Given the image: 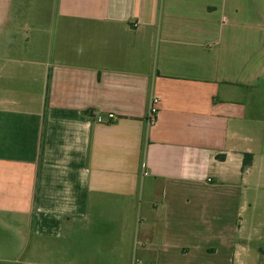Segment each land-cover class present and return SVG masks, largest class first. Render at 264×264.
Returning a JSON list of instances; mask_svg holds the SVG:
<instances>
[{"label": "crops", "instance_id": "crops-1", "mask_svg": "<svg viewBox=\"0 0 264 264\" xmlns=\"http://www.w3.org/2000/svg\"><path fill=\"white\" fill-rule=\"evenodd\" d=\"M27 8L0 0V235L17 242L0 263L235 264L264 161V0Z\"/></svg>", "mask_w": 264, "mask_h": 264}, {"label": "rangeland", "instance_id": "rangeland-1", "mask_svg": "<svg viewBox=\"0 0 264 264\" xmlns=\"http://www.w3.org/2000/svg\"><path fill=\"white\" fill-rule=\"evenodd\" d=\"M18 1L28 5L27 13L29 14L36 12L44 14L46 8L50 10L52 4V0ZM25 18L27 21V17ZM262 139L264 140V136ZM262 146L264 150V145ZM250 176L251 178L245 192V208L241 211L239 220L241 227L240 236L243 237L244 241L241 242L238 250L243 256H239L235 264H264V161L260 157H258L257 165ZM1 237L3 239H0V259L3 256H9L17 250V242L13 244L10 241V234L0 235ZM243 248L244 250L242 251ZM27 258L28 254H25L24 259Z\"/></svg>", "mask_w": 264, "mask_h": 264}, {"label": "built area", "instance_id": "built-area-1", "mask_svg": "<svg viewBox=\"0 0 264 264\" xmlns=\"http://www.w3.org/2000/svg\"><path fill=\"white\" fill-rule=\"evenodd\" d=\"M158 102L159 99L158 97H153L152 101H151V105H150V110L147 116V123L151 126L154 125L156 120H157V116H158ZM97 122H103V118L102 116H97L96 117ZM116 120L115 115L114 114H109V121H114Z\"/></svg>", "mask_w": 264, "mask_h": 264}, {"label": "trees", "instance_id": "trees-1", "mask_svg": "<svg viewBox=\"0 0 264 264\" xmlns=\"http://www.w3.org/2000/svg\"><path fill=\"white\" fill-rule=\"evenodd\" d=\"M111 123L114 121H110ZM253 163V155L250 153H246L244 155V162L242 167V172H247V170L252 166Z\"/></svg>", "mask_w": 264, "mask_h": 264}]
</instances>
